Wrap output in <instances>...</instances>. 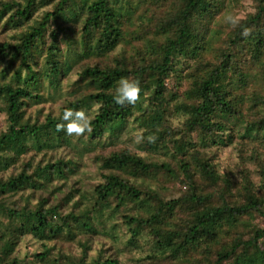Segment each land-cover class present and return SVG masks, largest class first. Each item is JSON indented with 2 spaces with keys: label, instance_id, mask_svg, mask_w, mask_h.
Wrapping results in <instances>:
<instances>
[{
  "label": "trees",
  "instance_id": "trees-1",
  "mask_svg": "<svg viewBox=\"0 0 264 264\" xmlns=\"http://www.w3.org/2000/svg\"><path fill=\"white\" fill-rule=\"evenodd\" d=\"M241 2L0 0V264H25L27 237L36 264H264V0L214 29ZM125 77L141 91L121 107ZM66 108L93 131L58 132ZM127 124L144 133L142 152L111 141ZM80 144L101 150V180L71 209L49 203L47 185L73 164L24 156L66 145L82 157ZM228 147L238 176L215 163ZM101 238L119 249L92 256Z\"/></svg>",
  "mask_w": 264,
  "mask_h": 264
},
{
  "label": "rangeland",
  "instance_id": "rangeland-1",
  "mask_svg": "<svg viewBox=\"0 0 264 264\" xmlns=\"http://www.w3.org/2000/svg\"><path fill=\"white\" fill-rule=\"evenodd\" d=\"M251 6L249 0H242L240 3V7L237 9H233L229 11L228 16H232L235 20H240L244 17L246 13H250ZM228 14V13H227ZM228 22L225 23V21H221L215 30H218L220 28L227 30ZM88 62V61H87ZM91 63V61H89ZM76 77V76H75ZM96 107V106H93ZM171 123V126H178L180 119L174 118L170 119L169 121ZM4 120L3 117L0 115V127H4ZM138 131L135 129V127L131 124H127L124 129L121 131V133L113 140V144L117 148H128L129 150H132L134 152L141 151L140 150V144L134 143V138ZM143 133V132H142ZM144 134V133H143ZM144 136V135H143ZM106 137V136H104ZM100 145L94 147L98 148ZM80 150L82 151V157L77 155L70 147H67L66 145H62L60 149H58L55 152L48 151L46 153H40L38 154L35 151H30L28 154L24 156V162L30 161L33 166L36 164L43 167L47 162L50 160H54L57 158H62L67 162H70L73 164V173H69L66 175V178H62V180H55L51 185H47L45 195L49 199V203L51 204H58L60 202L64 203L65 200L69 199L70 204H68L69 208L71 209L74 200H77L78 196L82 195L84 192L88 190H92L93 184H98L101 180L100 177V170L99 165L95 163L92 159L94 157V154L100 153L101 150H94L95 153H91L90 155H84L83 153V145L80 144L79 146ZM116 149V148H115ZM92 150V149H91ZM113 150V149H111ZM76 152H79L75 150ZM108 151V150H107ZM107 151L102 150V154H106ZM142 152V151H141ZM144 153V152H143ZM236 151L233 147H228L226 149H222V151L219 153L218 157L215 159V163L217 164L218 170L220 172H225L227 170H231L236 176H238V166H237V156ZM29 173L31 171L29 170ZM53 186H57L60 188V191L55 192L54 194L51 192V189ZM83 205L79 206L77 209L82 210ZM69 209V210H70ZM142 234H146V232H142ZM80 236V234H77ZM147 242V240H140L139 244L140 247L144 248V244ZM66 246V245H65ZM39 243L35 241L34 239L27 237L21 240L18 244V247L16 251H20L21 258L24 256H27L25 260V264H36L32 258V254L39 250ZM93 251L91 252L92 256H95L97 254V251L99 249L106 251L107 248L114 249L118 248V243L111 242L110 240H106L104 238L96 239L93 242ZM119 249V248H118ZM122 250V249H121ZM75 251V248H74ZM108 251V250H107ZM143 256V252L138 253L136 255V258H139ZM122 264H133L131 261H128L127 255L121 256Z\"/></svg>",
  "mask_w": 264,
  "mask_h": 264
},
{
  "label": "clouds",
  "instance_id": "clouds-1",
  "mask_svg": "<svg viewBox=\"0 0 264 264\" xmlns=\"http://www.w3.org/2000/svg\"><path fill=\"white\" fill-rule=\"evenodd\" d=\"M226 22L232 24L234 27L238 25V21L233 19L232 16L226 17ZM249 30L244 28L241 32L242 36L248 35ZM140 87L138 81L130 80L128 78H121L118 81L113 96V101L116 105L124 107L126 105H135L140 98ZM63 123L56 125L58 132L63 131L68 136L81 137L85 133H91L93 131L91 127V119L86 112L81 110H73L66 108L61 116ZM156 137L150 136L147 138L149 143H154ZM145 142V138L142 132H138L134 138L135 144H141Z\"/></svg>",
  "mask_w": 264,
  "mask_h": 264
}]
</instances>
